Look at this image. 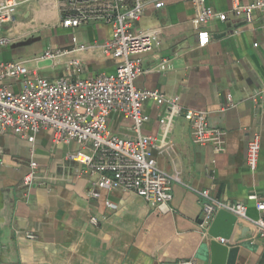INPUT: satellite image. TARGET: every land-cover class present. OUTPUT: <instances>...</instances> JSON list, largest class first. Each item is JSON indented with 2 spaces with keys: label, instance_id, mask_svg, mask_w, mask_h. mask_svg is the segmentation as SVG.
<instances>
[{
  "label": "crops",
  "instance_id": "obj_1",
  "mask_svg": "<svg viewBox=\"0 0 264 264\" xmlns=\"http://www.w3.org/2000/svg\"><path fill=\"white\" fill-rule=\"evenodd\" d=\"M19 1L12 32L23 39L1 48L0 61H28L30 69L50 80L72 74L66 66L70 58L80 63L73 76L114 72L113 59L88 52L60 58L55 66L32 62L46 49L103 44L111 38V29L103 24L65 29L60 25V0ZM238 1L249 5L254 0ZM203 3L228 14L225 22L204 25L209 43L203 48L197 46V8L192 0H167L161 9L145 8L136 29L160 32L153 49L140 56L144 73L134 86L177 97L184 111L206 112L208 127L222 133L221 149L195 145L191 126L182 117L167 123L163 108L143 104L146 121L138 134L156 140L152 155L158 168L173 178L171 212L162 214L131 193L95 188L82 167L66 159L78 150L76 143L54 145L47 131L39 132L32 143L0 133V264H177L189 259L211 264L212 239L199 229L201 191L223 202L243 203L248 217L264 221V210L257 211L248 200L255 194L264 204V94L251 99L264 88V14L255 13L247 24L243 15L229 13L233 0ZM30 38L38 40L13 47ZM163 59L170 68L158 70ZM8 85L21 91L20 82ZM132 125L118 114L107 122L108 131L121 138H136ZM255 134L260 151L251 174L246 152ZM31 161L42 179L27 187L23 182ZM247 232L248 237L235 244L239 248L235 264H264V239ZM28 234L35 239H27Z\"/></svg>",
  "mask_w": 264,
  "mask_h": 264
},
{
  "label": "built area",
  "instance_id": "obj_2",
  "mask_svg": "<svg viewBox=\"0 0 264 264\" xmlns=\"http://www.w3.org/2000/svg\"><path fill=\"white\" fill-rule=\"evenodd\" d=\"M167 0H60L61 27L77 29L91 24L107 25L111 38L103 44L75 45L71 49H46L34 57L32 62H50L55 66L63 57L80 53H96L111 58L116 67L111 74H100L92 78L73 76L79 73L80 63L70 58L66 66L72 69L69 76L47 79L27 66L25 60L0 61V133L10 134L29 142L41 131L51 133L54 145L74 142L78 150L67 154L68 161L79 164L83 173L93 179L92 185L107 191L118 190L131 193L142 199L150 207L162 214L171 212V175L160 170L152 155L157 147L156 140L138 134L146 117L142 114L145 102L163 108L167 123L182 117L191 126L192 141L195 145H213L221 149L222 133L210 129L206 112L184 111L177 97H166L158 91L138 90L134 80L144 73L140 56L150 52L160 29H136L145 8L151 5L161 9ZM197 8L194 23L198 29L196 38L199 48L209 43V35L203 29L212 20L225 22L228 14L219 13L206 7L203 0H192ZM19 0H0V49L23 39L12 32V23ZM232 16L243 15L251 24L255 13L264 14V0H254L249 5H241L233 0ZM158 70L170 68L163 59ZM9 82L22 85L21 91L11 90ZM264 94V88L256 91L251 99L256 101ZM232 106V105H231ZM118 114L132 121V131L136 138H121L111 134L107 122L111 115ZM260 138L255 134L247 145L246 168L251 174L257 169ZM29 174L24 185L41 184L35 162L28 164ZM201 199L202 215L199 229L208 237L207 231L214 215L225 211L254 228L255 237L264 239V221L247 216L243 203L223 202L210 196L209 191L197 193ZM96 197V193H92ZM255 203L257 211L264 210V204L255 195L248 196ZM96 225L94 218L90 219ZM34 240L33 235H26ZM224 244L223 240H218ZM177 264H194L193 259Z\"/></svg>",
  "mask_w": 264,
  "mask_h": 264
},
{
  "label": "water",
  "instance_id": "obj_3",
  "mask_svg": "<svg viewBox=\"0 0 264 264\" xmlns=\"http://www.w3.org/2000/svg\"><path fill=\"white\" fill-rule=\"evenodd\" d=\"M37 40L30 38L22 43L13 45V47L29 45ZM246 231L251 236L254 233V228L237 220V218L225 211L217 212L207 232L212 239L209 245L211 264H235L239 249L235 244L248 237ZM241 233L244 234L242 235ZM217 239L223 240L224 244L216 241Z\"/></svg>",
  "mask_w": 264,
  "mask_h": 264
}]
</instances>
